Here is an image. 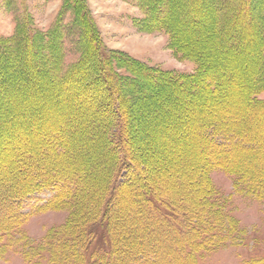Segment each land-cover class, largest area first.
<instances>
[{
    "label": "trees",
    "instance_id": "16d2710c",
    "mask_svg": "<svg viewBox=\"0 0 264 264\" xmlns=\"http://www.w3.org/2000/svg\"><path fill=\"white\" fill-rule=\"evenodd\" d=\"M148 1L146 10L150 19L157 22L154 28L172 34V50L179 58L194 63L195 70L180 76L140 68L136 69L142 80L140 83L151 82L152 90L156 89L158 93L173 90L178 99L198 102L191 111L202 108V100L219 91L224 90L225 96L232 97V91L223 87L225 83L232 87L237 80L232 64L222 69L218 61H212L211 56L199 48L213 25L212 37L221 41L218 56L227 55L236 61L238 53L257 48V70L261 74L255 76L246 90L244 105L253 113L256 111L258 119H264V99H259L264 90V30H258L253 22L251 0H218L216 2L222 8L217 9V16L214 14L216 8L208 6L210 0ZM80 24L82 28L74 42L78 56L73 64L63 63L67 31L60 30L59 22L42 36L45 48L52 54L48 59L51 63L46 64L50 69H44L42 50L31 30L21 31L12 39L16 44V58L23 63L28 59L21 69L31 66L27 78L30 74L37 75L35 84L39 88L71 89L66 94L71 104L86 99H79V74L93 72L100 91L96 90L88 99L94 101L96 96L99 95V99L105 95L106 100L100 101L99 116L116 115L117 118L100 119V122L91 119L96 114L87 105L77 112L82 115L79 119L82 127L76 126L65 134L64 130L71 125L67 124L63 130L61 122L64 119L55 120L56 125L53 119L43 120L37 130L34 127V131H30L31 136L41 135L37 141L26 136L18 138L14 134L17 119L0 120V240H9L20 233L29 217L22 212L24 200L50 191L51 197L38 207V211L67 210L68 217L63 224L48 230L40 243L29 247L24 253L26 259L39 258L45 253L46 264H127L123 262L126 258L130 264H163L172 258H176L175 264H196L199 252L222 244L225 242L223 236L233 234L236 228L231 220L228 229L224 227L225 217L215 198L209 176L211 171L219 170L234 178L237 191L264 199V160L256 157L259 153L264 155L263 126L219 122L215 120L217 117L211 116L199 118L194 127L198 132L194 140L202 145L205 155L218 154L199 164L190 174L176 175V182L165 184L155 177V166H151V158L157 149L149 146L145 155H138L149 143L147 140L141 142L142 136L137 139L130 135L132 119L126 117L130 110L123 90L125 83L129 86L134 83L125 82L115 72L86 13ZM178 26H186L188 30L183 34L199 38V45L192 48L184 45L181 38L176 39L172 31ZM254 38L258 40L255 44L252 43ZM207 39L210 41V36ZM34 61L39 64L35 65ZM128 67L132 65L128 63ZM254 69V66L249 68L250 73ZM67 113L68 110L65 115ZM28 120L31 126L37 123L36 119ZM87 139L94 144L82 145L81 142H87ZM221 146H226L223 151L226 155L235 152V157L249 152V160L251 158L259 166L255 168L219 158ZM105 147L107 149H103ZM223 230L227 231L224 235ZM162 239L167 241L165 249L162 246L148 248L149 242L160 243ZM254 264H264V259Z\"/></svg>",
    "mask_w": 264,
    "mask_h": 264
},
{
    "label": "rangeland",
    "instance_id": "374dc122",
    "mask_svg": "<svg viewBox=\"0 0 264 264\" xmlns=\"http://www.w3.org/2000/svg\"><path fill=\"white\" fill-rule=\"evenodd\" d=\"M181 1L183 3V0ZM216 1L218 2V0H210L208 6L216 8L214 14L217 16V9L221 6ZM148 2V0H0V120L17 119L14 134H17L18 138L26 136L32 141H37L41 135L31 136L33 133L30 131H34V127L37 130L43 120L64 119L61 122L63 130L67 124L71 125L70 128L64 130L67 132H64L65 134L75 129L76 126L80 127L82 124L79 119H82V115L77 112L83 110L87 105L96 114L91 119H99L100 122L102 121L100 119L117 118L116 115L112 117L99 116L98 112L102 108L100 101L101 99L106 100L105 95L99 99V95L96 96L94 101L88 99V96L92 97V94L97 92L96 90L100 91L98 80L94 79L93 72L85 73L83 71L79 74L81 83L79 99L83 97L86 99L75 100L74 104H71L66 99V94L71 92V89L64 91L59 87L54 90L39 88L35 84L37 75L30 74L27 78L26 73L30 71L31 66L25 65L26 67L21 69L28 59L23 63L16 58V44L12 39L15 34L21 31L31 30L36 43H38V48L42 50L40 55L44 58V69L45 71L50 69V66L46 67V64L48 65V61L50 62L48 59L52 54H49L45 48L42 36L51 31L53 25L59 22L60 30L66 29L67 31L64 34L66 42H64L63 63L67 66L73 64L78 56L74 42L75 39H78L82 28L81 17L84 18L86 13L92 31L101 42L104 52L111 58L115 72L124 78L125 82L134 83L131 86L125 83L123 90L127 107L130 110L126 117L132 119L130 135L136 136L137 139L142 136L140 137L143 139L141 142L147 140L149 143V145L145 144L143 150H139L138 155H145L144 152L149 146L157 149L151 158V166H155L156 178L161 179L167 185L176 182V175L186 176L199 164L218 154L205 155L202 152V145L200 146L194 140V135L198 133L195 132L194 127L198 125L199 118L217 117L215 120L219 122L233 121L238 125H247V127L262 125L264 132V119H258V113L256 111L253 113L244 105L246 90L251 87L255 76L258 77L261 74L260 70H257L259 68L256 58L258 50L250 48L246 53L240 52L237 54L236 61H232L227 55L218 56L221 48L219 42L221 41L212 37L211 31L215 28L213 25H210L211 29L199 48L202 53L211 56L212 61H218L222 69H227L228 65L232 64L237 80L234 79L232 87H227L226 83L223 85L228 88L229 92L232 91V97L225 96L224 90L219 91L217 94L207 96V99L204 98L202 108H195L191 111L192 106L198 102L178 99L177 92L173 90L158 93L156 89L152 90L151 82L140 83L142 80L136 74V69L140 68L172 72L180 76L191 74L195 70L194 63L179 58L172 50V34L154 28L157 22L150 19L146 10ZM192 4L188 7L190 8ZM243 5L246 4L243 3ZM222 6L224 9V5ZM251 6L253 22L256 23L258 30L262 29L263 31L264 0H251ZM80 10L81 12L78 13L77 11ZM194 28L196 29L195 26ZM187 30L186 26H178L172 32L176 39L180 40L181 37V42L184 45L187 44L192 48L199 45V38L183 34ZM201 33L202 36L205 35L203 30ZM209 36L210 41L207 39ZM263 40L262 42H264ZM256 42H258L257 38L252 39V43ZM119 57L126 61L120 60ZM34 63L35 65L39 64L36 61ZM128 63L132 67H128ZM252 66L255 69L250 73L249 68L251 69ZM30 77L31 79H29ZM30 93L36 94L31 95ZM259 99H264V90L259 95ZM69 108L71 109L69 110ZM67 110L68 113L65 115ZM31 118L37 120L33 126L29 124L28 119ZM26 119L28 127L25 125ZM71 120L73 121L71 122ZM54 125H56V121ZM57 125L60 123L58 122ZM216 140L220 142L218 138ZM84 143L90 146L94 144L88 139L87 142H81L82 145ZM103 149H107V147ZM224 149L226 146H221L218 150L221 153L219 158L223 157L228 161L255 168L259 166L254 164L251 158L249 160L251 156L249 152L235 157V152L226 155L223 152ZM256 157L264 160L263 153L257 154ZM209 176L213 184L215 198L221 204L225 217L224 227L228 229L229 220H231L235 223L236 228L233 234L226 238L223 236L225 242L222 244L199 252L196 256V264H254L257 260L264 259V199L237 191L234 188V178L222 171L213 170ZM180 191L182 192L184 189ZM50 197L51 192L44 191L23 201L22 212L28 214L29 217L22 225L19 234L9 240H0V264H46L45 253L40 255L35 251L34 253L40 255L39 258L29 257L28 259L24 253L29 250V247L40 243L48 230L63 224L68 217L67 210L38 211V207ZM225 233L227 231L223 230L222 235ZM142 239L148 240L146 237H142ZM146 243L148 242L146 241ZM147 246L149 249H155L157 246H162L165 249L167 241L162 239L160 243L149 242ZM175 260L176 258L167 259L163 264H175ZM128 261H130L128 258L123 260L130 264Z\"/></svg>",
    "mask_w": 264,
    "mask_h": 264
},
{
    "label": "bare ground",
    "instance_id": "6f19581e",
    "mask_svg": "<svg viewBox=\"0 0 264 264\" xmlns=\"http://www.w3.org/2000/svg\"><path fill=\"white\" fill-rule=\"evenodd\" d=\"M180 38H181V37H180ZM6 74H7V73H6ZM0 76H1V75H0ZM2 77H3V76H2ZM20 88H21V87H20ZM38 93H39V92H38ZM53 93H54V92H53ZM35 94H36V93H35ZM31 95H32V94H31ZM31 95H30V96H31ZM37 95H38V94H37ZM28 96H29V95H28ZM38 96H39V95H38ZM38 96H36V97H38ZM48 96H49V95H48ZM32 98H34V97H32ZM36 100H37V99H36ZM33 101H34V100H33ZM42 102H43V101H42ZM44 102H45V101H44ZM48 102H49V101H48ZM31 106H32V105H31ZM1 107H2V106H1ZM17 107H18V106H17ZM38 107H39V106H38ZM22 109H23V108H22ZM37 109H38V108H37ZM56 109H57V108H56ZM12 110H13V109H12ZM53 114H54V113H53ZM30 115H31V114H30ZM54 117H55V116H54ZM22 118H23V117H22ZM33 118H34V117H33ZM55 118H56V117H55ZM29 121H30V120H29ZM12 124H13V122H12ZM2 155L5 157V155L1 153V156H2ZM3 156H2V157H3ZM0 159H1V158H0Z\"/></svg>",
    "mask_w": 264,
    "mask_h": 264
}]
</instances>
